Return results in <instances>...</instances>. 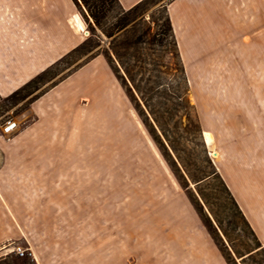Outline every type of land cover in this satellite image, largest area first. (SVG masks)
Here are the masks:
<instances>
[{"label":"rangeland","instance_id":"374dc122","mask_svg":"<svg viewBox=\"0 0 264 264\" xmlns=\"http://www.w3.org/2000/svg\"><path fill=\"white\" fill-rule=\"evenodd\" d=\"M17 1L0 0V42L6 27L22 26L20 22L25 21L24 14L16 7ZM39 1L41 11L46 12L41 15V67L49 62L45 58L53 51L49 44L54 38L56 52L64 49V38H71L77 44L74 48L82 42L85 44L66 56L74 48L70 49L53 62L46 68L48 71L25 90L16 93L22 85L1 98L0 135L5 139H13L37 118L32 109L35 100L96 56H103L112 74L108 75L117 78L107 58V55L115 56L111 49L112 37H107L102 30L113 27L121 12L118 7H114L99 28L86 17L85 9L81 10L74 0H70L68 3H73L75 14L69 16L66 30L59 20L54 24L58 13L65 12L68 6L65 0ZM49 14L53 21L50 19L49 22ZM167 14L177 49L163 33ZM76 17L80 19V28ZM134 17L137 22L129 34L134 33V39L141 42L133 45L130 51L120 46L121 53H126L123 60L130 62L137 81L150 77L143 83L145 91H151L152 87L162 90L161 96L155 100L156 105L161 111L169 105L171 114L165 113V116L172 142L192 175L207 167L203 144L213 163L216 159L214 147L208 144L212 137L209 140L206 135L204 137V130H211L218 136L219 145L264 143L223 140L227 133L264 134V0H150ZM124 36L121 34V39ZM78 39L80 43H77ZM102 74L99 79H106L107 74L104 71ZM118 82L123 96L120 107L116 103L118 98L112 101L100 97L93 100L94 104H89L87 113L72 104L66 116L60 118L63 126L60 130L55 128V133L62 140L58 139L56 148L84 151L86 155L77 157L74 154L72 166L68 163L60 167L61 172L52 174L55 180L45 178V182H55L40 189L41 198L46 203L41 205L39 215L34 213L32 205H28L31 211L26 214V237L0 247V264H48L70 257L80 259L81 246L95 244L100 235L112 234L110 232L116 229L121 230L124 236L121 240L125 243L127 231L133 228V224L144 223L139 220L145 218V214L160 211L162 206L158 198L178 195L169 184V187L165 185L166 179L155 161V149L184 195L197 201L196 186L190 182V189L182 187L125 88ZM165 88L171 90L170 95ZM185 88L194 108L191 111L200 122L203 139L193 130L186 132L183 129L187 123L185 104L175 109L177 98ZM81 102L86 106L89 99L82 98ZM180 120L182 127L178 124ZM10 122L15 126L6 131L5 126ZM20 146L21 143L16 142L9 145L10 148ZM26 147L31 145L26 144ZM173 168L181 182L186 184L179 168L175 164ZM202 189L208 201L204 211L213 210L228 232L229 238L226 239L212 227V234L228 262L264 264V249L254 250L258 242L235 212L220 182L211 179L203 184ZM24 196L32 197V194L24 190ZM18 247L25 250L24 255L17 252ZM33 251L37 259L31 254Z\"/></svg>","mask_w":264,"mask_h":264},{"label":"crops","instance_id":"0c3cea01","mask_svg":"<svg viewBox=\"0 0 264 264\" xmlns=\"http://www.w3.org/2000/svg\"><path fill=\"white\" fill-rule=\"evenodd\" d=\"M119 1L124 8H130L141 0ZM17 2L16 7L24 14L25 21L20 22L22 26L6 27L7 31L1 34L0 100L77 45L71 38H64V49L56 52L54 38L49 44L53 51L48 52L49 55L45 58L49 62L41 67V15L46 12L41 11L39 0ZM68 2L70 0H65L68 6L65 12L61 10L58 13L60 15L55 17L54 22L55 24L59 20L66 30L69 16L75 14L73 3ZM48 18L50 22L52 16L49 14ZM76 41L80 43L81 40ZM99 66L101 67L98 69ZM103 71L112 75L103 56L98 55L32 103L37 118L27 128L13 139H5L0 135V247L26 237V214L31 211L28 205H32L34 213L39 215L41 205L46 203L41 198L40 189L49 186L48 183H55L45 182V178L55 180L53 175L62 171L60 167L68 163L72 166L71 158L74 154L77 157L86 155L84 151L56 148V142L62 138L57 136L55 128L60 130L63 126L60 118L66 116L68 108L74 104L77 109L87 113L89 104H94L93 100L97 101L100 97L112 101L116 97V103L120 107V98L123 97L120 83L117 78L112 79L106 74V79L100 80ZM82 98L89 99L86 106H83ZM205 131L211 133L212 138L208 144L217 152L214 164L236 200L246 223L243 222L252 230V235L258 242L254 250L264 249V143L219 145L218 136L211 130H204V133ZM223 140L259 142L264 141V134L227 133ZM11 141L21 143V146L10 148L9 145L13 143ZM26 144L31 147H26ZM153 153L160 174L166 179L165 185L169 184L178 195L158 198L157 201L162 206L160 211L153 212L150 216L145 214V218L139 220L144 223L133 224V228L127 231L125 243L121 240L124 237L121 230H113L109 235L103 232L95 244L81 246L80 259L70 257L71 259L51 261L48 264H230L193 202L184 195L164 159L156 149ZM24 190H29L32 197H25ZM207 211L219 233L228 239L229 235L223 224L220 227L214 215L208 209ZM31 254L37 259L34 251Z\"/></svg>","mask_w":264,"mask_h":264},{"label":"trees","instance_id":"16d2710c","mask_svg":"<svg viewBox=\"0 0 264 264\" xmlns=\"http://www.w3.org/2000/svg\"><path fill=\"white\" fill-rule=\"evenodd\" d=\"M150 0H141L137 4L133 5L130 8H124L119 0H74L76 5L82 10L85 9V15L88 18L92 19V22L95 27L101 28L103 22L109 17V13L114 9V7H118L120 9L119 16L116 17V21L113 23V27L109 30H102L103 33L107 37H112L111 40V49L114 53L113 56L107 55L108 61L110 66L114 70L118 80L121 82L122 86L125 88L126 93L128 94L129 98L131 99L138 115L142 119L144 125L148 129L150 135L152 136L154 142L158 145L159 150L161 151L164 158L167 160L168 164L170 165L171 169L173 170L174 174L176 175L177 179L181 183L184 189H190V182H192L196 186L197 190V203L193 200L191 196L189 198L193 202L194 206L196 207L198 213L202 216L207 228L212 233V227L214 223L207 211H204V205H208L206 194L204 193L202 186L205 183H209L211 179H217L223 191L226 193L227 197L231 201V205L234 208L235 212L242 218V220L246 223L244 216L234 199L231 191L229 190L228 186L220 176L215 164L213 163L211 157L208 155V149L203 144V154L204 160L207 164L206 168H200L199 174L192 175L187 168L186 161L181 157L178 152V149L172 142V135L169 126V122L166 119V114H171L169 110V105L166 106L164 111H161L160 108L156 105V98L160 97L162 94V90H159L157 87H152L151 91H145V87L143 86L144 82H148L149 78L143 79L141 82L136 80V76L134 74V69L131 67V64L127 60H123V56L125 54L121 53V47H124L126 51H130L133 45L141 42L139 39H134V33L130 35V30L136 24V18L134 15ZM166 24L164 29V35L171 39V42L174 44L175 48L177 49V42L173 32V26L171 23L170 16L167 14L166 16ZM125 34L124 39H121V34ZM85 42H82L79 46L71 50L66 56L73 54L74 52L78 51L79 49L83 48ZM179 53V52H178ZM65 56V57H66ZM63 57V58H65ZM62 58V59H63ZM61 59V60H62ZM48 69L42 71L40 74L29 80L26 84H24L21 88H19L16 93L21 92L35 83ZM122 72V73H121ZM165 92L167 94H171V90L169 88H165ZM173 94V93H172ZM187 88H185L183 94L177 98L176 108H179L181 104H185V111L187 123L183 126V129L186 132H190L193 130L196 134L202 138V129L200 122L198 120L197 115L191 111L193 109V105L190 104L189 99L187 97ZM174 95V94H173ZM172 95V96H173ZM187 109V110H186ZM192 112V113H191ZM173 115V114H172ZM195 118V119H194ZM182 119V117H180ZM178 124L183 125L182 121L180 120ZM182 127V126H181ZM203 139V138H202ZM173 160V164L170 162L169 157ZM177 166L181 171V175L186 181V184L181 182V178L175 172L173 166ZM200 206V209L198 207ZM210 213H212L220 227H222V223L218 218V215L210 209ZM250 232L253 234L252 230ZM254 235V234H253Z\"/></svg>","mask_w":264,"mask_h":264},{"label":"built area","instance_id":"2783aa9c","mask_svg":"<svg viewBox=\"0 0 264 264\" xmlns=\"http://www.w3.org/2000/svg\"><path fill=\"white\" fill-rule=\"evenodd\" d=\"M15 126V123L13 124L12 122H10L9 124H7L5 126V130L6 131H10L13 127ZM17 252L21 255H24L25 254V250L22 249V247H18L17 248Z\"/></svg>","mask_w":264,"mask_h":264},{"label":"bare ground","instance_id":"6f19581e","mask_svg":"<svg viewBox=\"0 0 264 264\" xmlns=\"http://www.w3.org/2000/svg\"><path fill=\"white\" fill-rule=\"evenodd\" d=\"M76 21H77V23H78V26H79V28H80V19L78 18V17H76ZM205 135L207 136V138H208V140H209V138L211 137V133L210 132H208V131H206L205 132ZM214 155V154H213ZM215 156H217V155H215Z\"/></svg>","mask_w":264,"mask_h":264},{"label":"water","instance_id":"95a60500","mask_svg":"<svg viewBox=\"0 0 264 264\" xmlns=\"http://www.w3.org/2000/svg\"><path fill=\"white\" fill-rule=\"evenodd\" d=\"M213 154H214V155H217V152H214Z\"/></svg>","mask_w":264,"mask_h":264}]
</instances>
